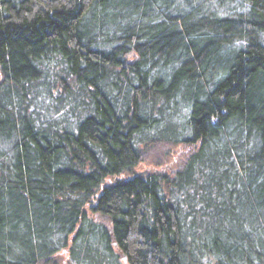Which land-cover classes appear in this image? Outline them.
Wrapping results in <instances>:
<instances>
[{
    "label": "trees",
    "instance_id": "1",
    "mask_svg": "<svg viewBox=\"0 0 264 264\" xmlns=\"http://www.w3.org/2000/svg\"><path fill=\"white\" fill-rule=\"evenodd\" d=\"M64 249L264 264V0H0V264Z\"/></svg>",
    "mask_w": 264,
    "mask_h": 264
},
{
    "label": "rangeland",
    "instance_id": "2",
    "mask_svg": "<svg viewBox=\"0 0 264 264\" xmlns=\"http://www.w3.org/2000/svg\"><path fill=\"white\" fill-rule=\"evenodd\" d=\"M151 161H152V159H151ZM140 170L151 171L152 168L150 167L149 164H141L137 167V169L135 171H140ZM66 258H67V251H66V249H64L63 251L59 252L57 255L54 256V258H53L54 262H51L50 264H67Z\"/></svg>",
    "mask_w": 264,
    "mask_h": 264
},
{
    "label": "water",
    "instance_id": "3",
    "mask_svg": "<svg viewBox=\"0 0 264 264\" xmlns=\"http://www.w3.org/2000/svg\"><path fill=\"white\" fill-rule=\"evenodd\" d=\"M123 260L125 261V258H123Z\"/></svg>",
    "mask_w": 264,
    "mask_h": 264
}]
</instances>
